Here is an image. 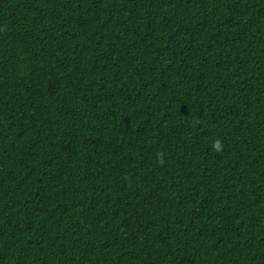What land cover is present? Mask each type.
Listing matches in <instances>:
<instances>
[{
    "label": "trees",
    "instance_id": "1",
    "mask_svg": "<svg viewBox=\"0 0 264 264\" xmlns=\"http://www.w3.org/2000/svg\"><path fill=\"white\" fill-rule=\"evenodd\" d=\"M0 264H264V0H0Z\"/></svg>",
    "mask_w": 264,
    "mask_h": 264
},
{
    "label": "clouds",
    "instance_id": "2",
    "mask_svg": "<svg viewBox=\"0 0 264 264\" xmlns=\"http://www.w3.org/2000/svg\"><path fill=\"white\" fill-rule=\"evenodd\" d=\"M214 148L216 151H219L221 149V145L218 140L214 142Z\"/></svg>",
    "mask_w": 264,
    "mask_h": 264
}]
</instances>
